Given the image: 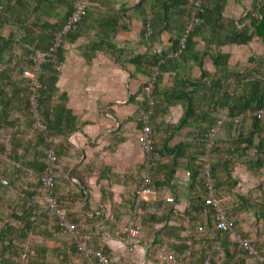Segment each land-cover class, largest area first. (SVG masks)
Listing matches in <instances>:
<instances>
[{
	"label": "trees",
	"instance_id": "16d2710c",
	"mask_svg": "<svg viewBox=\"0 0 264 264\" xmlns=\"http://www.w3.org/2000/svg\"><path fill=\"white\" fill-rule=\"evenodd\" d=\"M84 1V13L67 30L62 31L74 11L75 0H0V167L3 166L0 168V178L7 179V183L0 182V264H17L22 243L27 237L30 239L29 264H77L79 261L86 264L87 260L90 264H99L94 257H86L78 250L72 234L36 200L40 197L38 188L46 165L50 138L67 135L76 128L75 116L66 106V95L58 94L56 81L59 65L67 51L65 44L85 34L90 18L97 22L99 40L89 44L84 53L86 59L94 49H102L118 62L124 57L147 77L155 66L158 69L153 91V112L149 116L153 147L158 152L151 160L149 185L155 188L156 194L150 200L140 201L142 216L138 222L139 228L148 224L154 229L157 223H163L162 227L173 231L167 235L173 239L180 237L188 221L206 224V229L196 240L198 245H191V258L196 256L193 260H197L198 264L203 263L211 253L214 256L213 264H226V261L218 260L220 249L212 247V243L219 242L229 259L237 257L246 261L252 258L260 264L233 234L214 228V207L205 201L204 167L208 161L217 187L216 196L223 200L235 217V227L237 216L247 211L255 214L256 223L264 219V189L261 185L243 194L236 192L235 199L227 198L237 183L232 176L236 163L256 175L264 169V117L257 118L250 113L239 121L224 118L227 114L235 116L264 106V51L232 64L230 53L223 50V45H245L254 40L264 44V0H251V6L238 20L224 14L228 0H202L200 16L203 21L186 34L184 46L178 54L172 53L180 47V39L185 34V26L196 0H139L134 7L141 12V33L146 45L150 47V43L161 41L165 32L169 33L171 44L166 51L149 48L136 54L127 52L128 47L118 46V41L114 39L115 33L129 23L131 16L127 10H112L111 6H103L106 8L97 12L94 0ZM57 38L60 42L52 49ZM36 49L45 52L36 90L40 124L36 123L30 108L35 84L23 74L24 69L33 66L30 55ZM205 59H211L212 70L204 68ZM189 61L201 67L199 77L181 74L180 69H185L183 63ZM164 71H174V74L171 77L172 87L162 91L159 83ZM179 101L183 104L180 119L167 124V137L158 139L156 132L164 130L163 115L170 105ZM143 103L142 110L147 107L144 98ZM220 118L223 123L215 135L216 144L206 152V134ZM184 126L189 128L184 138L169 146L168 140L173 132ZM226 127L231 137L221 136ZM63 149L62 144L55 147L53 192L70 220L77 223L84 215L90 216L89 196L83 187H79L72 194L76 196L74 199L69 203L64 200L67 196L59 185L62 180L59 173ZM181 163H186L192 191L188 208L182 214H177L174 212L176 191L173 179ZM143 170L142 163L135 174V181H129L131 188L126 201L132 211ZM26 176L28 180L23 179ZM81 183L84 185L83 181ZM11 190L17 193L12 195ZM165 191L173 194L172 201L166 199ZM106 223L109 225V222ZM83 232L87 245L101 246L90 239L96 237L95 232L87 227L83 228ZM47 240L62 245L50 246ZM251 242L264 252V241L262 247ZM101 247L111 261L118 262L112 259L104 246Z\"/></svg>",
	"mask_w": 264,
	"mask_h": 264
},
{
	"label": "crops",
	"instance_id": "0c3cea01",
	"mask_svg": "<svg viewBox=\"0 0 264 264\" xmlns=\"http://www.w3.org/2000/svg\"><path fill=\"white\" fill-rule=\"evenodd\" d=\"M138 1L94 0V9L98 8L97 12H102L103 8H106L103 6H111L112 10L113 8L127 10V14L131 16L127 27L121 28L114 35L118 46L128 47L127 52L143 53L149 48L166 51L171 44L169 33H163L162 40L150 43V47L142 39L143 20L141 12L134 7ZM250 6L251 0H228L224 14L228 18L238 20ZM88 23L85 34L65 44L67 51L64 61L60 64L56 81L58 94L66 95V106L75 116L76 126L69 134L57 136L58 144H62L64 148L59 173L62 177L59 181L60 189L67 196L64 199L66 203L76 197L72 194L78 191L79 187H83L87 192L89 196L87 202L91 212L90 216L84 215L82 220L87 221L88 230L95 232L96 237H90V239L104 246L113 260L129 264H161L159 254L166 249L182 250L186 246L184 241L188 236L193 237L192 244L198 245L196 240L203 231L195 230L198 226L206 229V224H194L188 221L180 237H172L173 239L167 236L173 231L162 227L163 223H157L154 229L144 224V227L140 229L137 242H132L122 232L123 224L131 218L133 213L126 201L131 188L129 181H135V174L146 159V153L138 137L137 116L144 105L141 86L147 76L137 71L135 64L124 57L118 62L102 49H94L93 54L86 59L84 53L89 44L99 40L96 33L97 22L90 18ZM223 50L230 53V61L235 64L254 53L263 52L264 44L254 40L245 45H223ZM183 65L185 69L184 67L180 69L181 74H187L193 78L200 76L201 67L193 61ZM204 68L213 69L211 59H205ZM173 74L174 71L163 72L159 83L162 91L172 87ZM182 113V102H174L170 105L162 117V122L165 124H163L164 130L157 131L156 137L166 138L168 135L166 125L178 122ZM188 130L187 126L175 130L168 140V145L172 146L181 141ZM0 168L2 169L3 166L1 165ZM232 176L237 183L231 188L233 194L231 193L227 198L235 199L236 192L243 194L256 186L257 175L241 164H235ZM262 176L264 179V175ZM3 178H0V182ZM23 179L29 178L26 176ZM189 183L186 163H181L173 179L176 191L174 212L177 214H182L189 206L192 191ZM0 190H2L1 187ZM10 192L12 195L17 193L13 190ZM164 196H173V194L165 191ZM152 198L154 196L147 200ZM36 200L40 204V197ZM255 217L253 212L240 213L237 216L238 222L234 227V233L231 234L234 238L235 235L249 238L262 247L264 221L256 223ZM106 222H109V225ZM210 229L212 230L213 227ZM47 243L50 246L62 245L52 240H47ZM212 247L220 249L218 260L226 261V264H257L252 258H247L246 261L237 257L229 259L221 242L212 243ZM209 256L213 264L214 256L212 253ZM193 258L195 259L196 256L191 258L190 254V263L198 264ZM77 264H81L80 261Z\"/></svg>",
	"mask_w": 264,
	"mask_h": 264
},
{
	"label": "built area",
	"instance_id": "2783aa9c",
	"mask_svg": "<svg viewBox=\"0 0 264 264\" xmlns=\"http://www.w3.org/2000/svg\"><path fill=\"white\" fill-rule=\"evenodd\" d=\"M202 0H196L194 3V8L192 10L191 16L188 19L185 26V34L180 39V47L177 51L171 52L172 54H178L181 52L182 47L184 46V40L186 38V34L194 28V26L198 25L203 21V18L200 16V13L203 10ZM85 11V1L84 0H75L74 2V11L69 16L67 22L65 23L62 31L67 30L71 24L78 20L81 15ZM148 34V31L145 35ZM60 42V39L57 38L54 45L51 47L54 49ZM45 57V52L36 49L30 58L33 60V66L31 68H26L23 70V74L29 76L32 79V82L35 84L34 92L31 94L30 108L33 111V114L36 119V123L40 124V117L37 111L36 104V90L38 88V76L41 71V63L43 62ZM158 69L155 66L153 72L146 78L145 82L141 86V91L143 94V98L146 101L147 107L142 110L137 116V122L139 124V141L146 153V159L144 161V171L142 174V181L139 184L136 190V201L133 207V216L126 221L122 226V232L126 235L129 240L132 242H137L140 236V228L138 226V222L141 217L140 211V201L145 199H149L151 196L156 194V190L153 186L149 185L150 180V167L152 158L158 155V152L153 147V131L151 126L149 125V116L153 112V91L155 88V83L157 80ZM253 114L257 118L264 117V106L259 109L247 110L245 112H241L238 115H225L224 118L233 119L234 121H239L246 114ZM223 123V119H218L215 126L206 134L204 140V146L206 148V152L209 148L216 144L215 135L217 130L221 127ZM59 143L58 137L50 138V145L46 152L45 158V168L43 170L41 176V183L39 185V195H40V204L48 210L50 214H54L62 226L65 228L67 232L72 234L74 243L79 251H81L86 257H94L99 264H129L124 262H113L108 257V255L103 251L101 246L94 247L87 245L86 235L83 232V228H86L87 221L81 220L79 222H72L66 212V209L61 206L55 197L53 192V184H54V168H55V160H56V152L55 147ZM204 173L206 175L205 179V201L208 204H211L214 207V215H215V224L214 228H218L222 231H226L229 233H234L235 227V217L229 212L226 204L218 198L217 195V187L213 180L211 174V165L208 161L205 162ZM3 183H7V179H2ZM167 200L172 201L173 196H165ZM205 228L203 226H198L196 228V232H202ZM235 239L238 243L246 249L250 254L254 255L257 261L260 264H264V252H261L249 238L242 237L240 235H235ZM29 237L22 243L21 251L17 257V264H29L28 254H29ZM186 246L182 250H174V249H166L159 254L160 261L162 263H171V264H192L189 261V256L191 254V245L193 243V237L188 236L184 241ZM86 264H90L87 260ZM203 264H211L210 256L208 255Z\"/></svg>",
	"mask_w": 264,
	"mask_h": 264
},
{
	"label": "rangeland",
	"instance_id": "374dc122",
	"mask_svg": "<svg viewBox=\"0 0 264 264\" xmlns=\"http://www.w3.org/2000/svg\"><path fill=\"white\" fill-rule=\"evenodd\" d=\"M59 67H60V65H59ZM246 124H248V123H246ZM233 132H234V135H233V136H235L236 133H235V131H233ZM233 132H232V133H233ZM231 135H232V134L229 133V130H228L227 127H226V129L224 128V129L222 130V132H221V136H222V137H226V138H227V137H231ZM256 139H257V138H256ZM251 151H252V150H251ZM262 175H264V169L261 170V173H260L259 175L257 174V177H256V178H257V181H256V184H257V185H256L255 187H257L258 185H261V188L264 189V179H263V176H262ZM255 187H254V188H255ZM261 221L263 222L264 219H261Z\"/></svg>",
	"mask_w": 264,
	"mask_h": 264
}]
</instances>
